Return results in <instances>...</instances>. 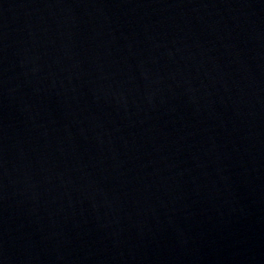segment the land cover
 Returning <instances> with one entry per match:
<instances>
[{
  "label": "water",
  "instance_id": "1",
  "mask_svg": "<svg viewBox=\"0 0 264 264\" xmlns=\"http://www.w3.org/2000/svg\"><path fill=\"white\" fill-rule=\"evenodd\" d=\"M0 264H264V0H0Z\"/></svg>",
  "mask_w": 264,
  "mask_h": 264
}]
</instances>
